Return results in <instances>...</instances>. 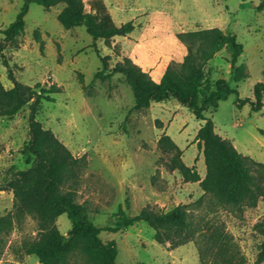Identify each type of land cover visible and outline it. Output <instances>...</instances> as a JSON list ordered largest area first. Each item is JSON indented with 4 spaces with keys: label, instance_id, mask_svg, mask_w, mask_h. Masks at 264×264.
Segmentation results:
<instances>
[{
    "label": "rangeland",
    "instance_id": "rangeland-1",
    "mask_svg": "<svg viewBox=\"0 0 264 264\" xmlns=\"http://www.w3.org/2000/svg\"><path fill=\"white\" fill-rule=\"evenodd\" d=\"M85 1L89 8V0ZM24 3L0 0L2 29L16 20ZM108 6L118 24L130 20L135 24L131 33L115 36L110 45L99 39L95 46L85 25L65 28L58 19L63 4L47 9L31 2L21 35L6 42L0 31V80L6 88L13 86L10 72L26 85L60 87L52 101L42 100L36 106L29 102L12 117L0 116V217L12 216L11 225L0 227V264H42L25 251L38 237V219L27 213L17 216L14 193L6 188L30 166L26 150L33 126L53 130L75 156L86 157L77 198L86 203L89 217L98 226L110 224L121 205L132 215L146 205L155 210L187 207L198 232L178 247L157 242L154 229L145 221L116 232L102 231L103 241L117 243L116 264H203L199 247L206 248L207 240L212 243L213 235L227 257L232 255L243 264H264L257 262L264 238L255 229L264 218V201L242 210L216 203L200 181H187L179 170L170 169L171 154L159 147L160 137L169 134L183 150L184 161L204 177L205 157L196 140L203 121L175 98L132 111L135 96L123 74L95 76L103 69V56H109L108 70L127 57L154 66L172 52L176 33L220 27L244 46L238 63L248 66L249 76L237 84L239 97L254 98L255 84L264 81V0H128ZM36 29L43 43L35 37ZM231 53L226 44L206 64L210 80L225 78L236 85ZM236 97L230 95L206 114L215 130L240 152L264 162V104L254 110L250 103L237 105ZM56 223L65 235L72 228L67 213L59 215ZM213 257L206 252L204 264H215ZM69 264L94 262L76 248Z\"/></svg>",
    "mask_w": 264,
    "mask_h": 264
},
{
    "label": "trees",
    "instance_id": "trees-1",
    "mask_svg": "<svg viewBox=\"0 0 264 264\" xmlns=\"http://www.w3.org/2000/svg\"><path fill=\"white\" fill-rule=\"evenodd\" d=\"M37 2L45 8L63 4L58 19L65 28L85 25L94 39H103L110 45L115 36H125L135 29L132 20L118 24L105 0H25L16 20L0 31L9 42L25 30V15L29 4ZM35 37L42 42L39 30ZM172 52L161 63L143 66L131 57L117 62L108 70L109 56H103V69L95 76L101 79L115 73L125 76L131 86L135 103L131 110H144L152 102L167 101L175 98L188 107L194 115L203 121L197 131L196 140L203 150L206 173L201 177L195 166L188 165L183 150L164 133L159 139V147L171 154L168 163L170 169H177L187 181H200L206 194L220 205L235 206L239 209L254 207L264 201V162L240 152L234 143L215 130V124L207 112L216 110L220 101L235 94L239 106L250 103L254 110H260L264 104V81L255 84L254 98L241 99L237 84L249 76L248 66L238 63L244 46L236 35L226 34L220 27H207L179 32L175 34ZM43 43V42H42ZM231 48V71L235 86L225 78L210 80L205 71L206 64L213 59L225 45ZM13 86L6 88L0 80V116H14L24 105L31 102L38 105L42 100H54L52 95L60 87L34 86L18 81L12 72ZM27 162L30 166L21 170L19 181L10 180L6 186L14 193V208L17 216L33 214L38 219L37 239L25 246L28 254H35L42 264H69L71 253L82 249L94 264H116L118 246L116 241L105 242L102 231H119L140 221H145L154 229V238L161 244L170 243L178 247L192 241L198 228L192 222L187 207L179 204L169 210H155L149 205L136 214H129L121 205L106 226H98L88 215L85 202L78 201V184L87 167L84 156H75L57 137L53 130L33 126V138L27 146ZM128 203V202H127ZM67 213L72 228L67 235L57 226L59 215ZM12 216L0 217V227L11 225ZM256 231L264 238V218L255 224ZM217 235L207 240L208 246L199 247L200 259L204 264L206 252L213 254L215 264H243L235 257L226 256V251L217 247ZM221 249V247H219ZM214 249H216L215 252ZM257 262H264V239L259 246Z\"/></svg>",
    "mask_w": 264,
    "mask_h": 264
},
{
    "label": "crops",
    "instance_id": "crops-1",
    "mask_svg": "<svg viewBox=\"0 0 264 264\" xmlns=\"http://www.w3.org/2000/svg\"><path fill=\"white\" fill-rule=\"evenodd\" d=\"M107 5H109L111 2H116V3H121V2H125V1H128V0H105ZM137 1V0H136ZM109 3V4H108ZM109 7V6H108ZM111 12V11H110ZM112 13V12H111ZM113 15V14H112Z\"/></svg>",
    "mask_w": 264,
    "mask_h": 264
}]
</instances>
